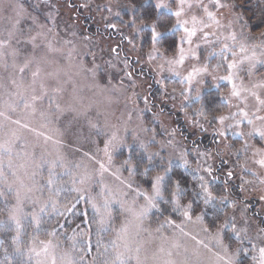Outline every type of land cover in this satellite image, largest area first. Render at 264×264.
Segmentation results:
<instances>
[{
	"label": "rangeland",
	"instance_id": "374dc122",
	"mask_svg": "<svg viewBox=\"0 0 264 264\" xmlns=\"http://www.w3.org/2000/svg\"><path fill=\"white\" fill-rule=\"evenodd\" d=\"M141 1L142 7L146 8L145 13L142 9L138 10L136 4L127 0H52L55 4L53 15L56 19L54 26L48 25L52 27L49 39L61 52L50 54L51 63L44 66L42 77L46 72L58 70V80L63 85V91L56 97L62 109L61 112L54 114L56 118L50 115L45 120L41 116V111L48 109L47 98L36 105V111L25 108L24 103L19 101L14 105V111L7 107L9 102L16 100L13 93L22 92L26 99H30L31 76L26 73L24 80L21 81L19 72L12 67L13 60L0 59V112L4 113L0 116V141L19 138L11 156L18 179L11 192L0 185V190L4 191V196L0 197V217L6 218V207L15 205L16 190L21 182L30 186L33 172L36 173L37 182L48 177L47 167H44L42 171L36 168L41 159L51 161L58 155L73 164L83 165L90 173L96 175L101 185L117 194L128 191L126 187L128 181L133 183V189L138 185L141 191L150 190L149 178L130 175L121 167L123 161L130 155L133 161L139 158L141 152L138 144L143 141L149 152L159 151L163 145L165 158L169 155H179L185 150L190 153L187 157L190 164L188 172L182 168L173 167L174 173L180 176L190 189L198 190L199 184L196 178L197 173L193 170L201 169L199 174H203L202 169L211 166L212 175L206 176V179L210 181V190L218 200L217 207L209 208L202 221L197 222L196 215H199L204 207L203 202L189 192L184 202L187 203L190 198L194 202L195 212L192 214L191 222L182 224V230L165 225L157 233L156 229L164 216L155 212L150 214L143 221L145 231H141L136 237V243L141 246V258L147 257L148 264H156L157 260L168 259L167 252L171 251L173 254L171 258L177 264H223L217 259V254L224 255V253L218 247L213 234L217 232L219 224L226 217L231 220L235 216L237 220L243 218L251 223L252 228L248 235L253 243L257 244V250L253 251L251 246L245 243L244 247L248 248V253L241 255L242 264H258L260 244L257 232L264 228V199L261 198L264 197V168L256 163L260 157L254 155V152L264 145L258 139H249L250 147L247 152L241 151L237 154L236 149H242L244 145L243 139L231 133L226 139L215 137L214 129L220 125L210 123L214 110L220 108L221 112L227 113L235 111L238 104V101L230 96L231 85L220 80V88L217 91L216 88H210L207 84L194 83L189 99L186 100L180 92L188 85L181 83V77L187 74L196 61L187 60L184 65H169L166 60L172 58V52L165 53V46H157L160 55L152 52L151 29L145 28L144 25L150 24L155 17L157 0ZM162 2L169 4L175 11V4L169 3V0H162ZM225 2L235 3L231 0H225ZM46 3L47 0H0V38L8 36L13 24L21 19L22 14L31 13L39 16L40 23H44V16L48 10L41 5ZM237 13L241 14L246 22V34L255 37L250 43L259 45L260 34H256L250 28L249 25L252 26V22H249L247 18L249 13L246 9L240 12L236 8L224 9L221 15L226 22L229 18L234 19ZM160 14L169 15L165 9H161ZM104 24L115 25V30L105 29V33L102 32ZM21 26L26 27V25ZM113 33L114 35H111ZM180 35L182 31H178L175 37L169 34L168 39L169 41L177 39ZM123 37L127 38L126 41ZM66 40L72 43L65 44ZM187 47L185 45V48ZM215 47L219 49L220 45L217 44ZM70 49L73 50L71 58L67 56ZM211 51L212 47L205 46L201 64L204 63V57H207ZM20 62L16 61L17 64ZM217 62V59H210L211 65ZM5 63L8 65L7 68L4 67ZM93 65H97L99 70L95 73L87 71ZM175 72H179L180 76L175 75ZM127 73H131V77L126 75ZM214 74L225 76L227 71L222 66L215 69ZM261 78H264V67L258 66V70L251 79L256 82ZM13 79L16 80V84L11 83ZM208 82L215 83L211 76L208 77ZM236 83H239V80ZM20 84L22 86L18 88L17 85ZM197 91L201 95L199 101L192 99ZM222 95L225 99H221ZM249 103L254 102L249 101ZM201 108H204L203 114L200 113ZM17 120L20 121L19 124L13 123ZM260 123L257 122L258 126ZM25 124L27 127H23ZM240 130L248 131V128L242 125ZM173 131L174 136H170ZM114 134L117 137L116 142L131 145V147L110 149L112 162L109 165L104 145ZM45 136L51 139L45 140ZM153 136L156 143H148ZM170 138L173 144L165 145L164 142ZM217 139L221 142L217 143ZM197 149L206 155L198 156ZM85 153L88 155L86 156ZM4 159L7 161L8 157ZM101 163L108 168L102 176L100 175ZM80 170L83 171V168ZM229 171L234 173L231 178L226 175ZM59 172L60 170L57 169V179H69L68 176L60 177ZM13 179L9 175V180ZM95 187L99 191L100 185ZM221 197H227L228 203L221 205L219 203ZM134 198L135 191L129 194L128 202L131 203ZM33 199L42 200L43 198L39 193H35ZM5 200L8 201L7 206ZM233 202H235L234 205ZM137 203L143 204L144 201L141 199ZM24 207L25 211L32 210L31 204H25ZM84 209L85 205L81 202L77 211L82 212ZM92 215L93 212L89 208L88 216ZM117 215L119 218L114 221V228H118L124 220L118 212ZM167 215L168 213L165 212V216ZM173 218L176 219V223H181V219ZM55 220L56 217H53L49 221V228ZM75 223L79 224L80 220L77 219ZM206 227L209 229L208 232L203 231ZM129 230L135 236L134 223L129 225ZM62 231L64 230L58 229V233ZM12 234L14 233H0L6 241V246H9L10 252ZM36 235L40 240L48 239L43 232ZM261 236H264V233H261ZM98 238L94 230L92 256L96 255L95 243ZM109 238H115L113 232L104 234L105 240ZM58 239L61 241V247L56 250L57 264H59V252L66 249L68 244L63 237ZM161 247L165 249L163 253L159 251ZM0 253L3 256L2 250ZM92 256L88 259L91 260ZM253 257L256 259L254 260ZM40 259L43 260L44 257L41 256ZM50 260L51 257H48L49 264ZM33 264H35V258Z\"/></svg>",
	"mask_w": 264,
	"mask_h": 264
},
{
	"label": "snow or ice",
	"instance_id": "6c2138e0",
	"mask_svg": "<svg viewBox=\"0 0 264 264\" xmlns=\"http://www.w3.org/2000/svg\"><path fill=\"white\" fill-rule=\"evenodd\" d=\"M169 3L175 4V11L169 4L157 0L155 4L157 13L151 23L145 24L144 27L151 29L152 52L161 54L157 48L158 45L165 46V53L172 52V58L166 60L169 65H184L187 60L196 61L187 74L181 77V83H186L188 87L183 88L180 94L186 100L189 99L194 83L207 84L210 88L214 87L219 91V81H226L231 85L230 96L235 98L238 104L235 111L224 113L220 111V108L214 110L210 123H219L220 125L214 129L215 137L226 139L231 133V135L243 139L244 145L242 149H236L237 154L241 151L247 152L250 147L249 139H258L264 145V78L256 82L251 79L258 70V66L264 67V31L260 32V44H251L250 41L255 37L246 34V22L242 19L241 14L237 13L234 19L229 18L225 22L221 15L222 11L224 9L234 10L237 7L235 3H227L225 0H169ZM41 6H45L48 10L44 16V23H40L39 16H34L31 13L22 14L21 19L13 24L8 36L0 38V59L7 61L8 58H11L13 60L12 67L19 72L21 81L24 80L26 73L31 76L30 99H26L22 92L13 93L16 100L9 102L7 107L14 111V105L19 101L24 103L25 108L36 111V105L47 98L48 109L41 111V116L47 120L50 115L56 118L54 114L62 111L56 97L62 93L63 85L58 80V70L46 72L42 77L44 66L51 63L50 54L61 52V50L55 48L49 39L52 27L48 25H55L56 17L53 15L55 4L52 0H47V3ZM161 9H165L169 15L160 14ZM21 25H26V27ZM237 25H239V30H237ZM108 27L115 28L116 26L108 25ZM178 31H182V35L169 41V34L175 37ZM213 37L215 39H212ZM64 43L71 44L72 42L66 40ZM217 44L220 45L219 49L215 47ZM185 45L188 47L185 48ZM205 46L212 47V51L208 53L207 57H204V63L201 64ZM6 49H11V51H6ZM72 54L73 50L70 49L67 56L71 58ZM210 59H217L218 62L211 65ZM16 61L21 62L17 64ZM222 66L225 67L227 75L216 76L214 70ZM4 67H8L7 63L4 64ZM98 70L97 65L87 69L93 73ZM126 75L131 77V73ZM175 75L180 76V73L175 72ZM209 76L215 83L208 82ZM237 80L239 83H236ZM11 83L16 84V80L13 79ZM21 86L22 84L17 85L18 88ZM173 91L175 92V89ZM192 99L199 101L201 99L200 92L197 91ZM221 99H225L223 95ZM249 101L254 103L250 104ZM200 113H204V108H201ZM3 115L4 113L0 112V116ZM257 122H261L259 126ZM13 123L19 124L20 121H13ZM242 125L246 126L248 131L240 130ZM23 127H27V125L25 124ZM170 136H174V131ZM18 139L16 137L0 141V185H3L9 192L13 190L18 179L11 159L13 147ZM48 139L51 137L45 136V140ZM116 141L117 137L114 134L104 145L109 165L112 162L110 149L131 147V145H124ZM56 142L59 143V141ZM216 142L220 143L221 141L217 139ZM148 143L155 144V136ZM164 144L171 146L173 141L170 138ZM138 148L141 152L139 158L133 161L130 155L123 161L121 167L127 170L130 175L149 178L151 188L147 191H141L138 185L133 189V183L128 181L126 184L128 191L117 194L101 185V182L96 179V175L90 173L79 163L73 164L59 155L51 161L41 159L36 168L42 171L44 167H47L48 177L37 182L35 180L36 173L33 172L31 185L20 183V187L16 190L15 205L6 207V218L0 217V233H14L10 236L11 252L9 246H6L3 235H0V250L3 251L4 256L3 260H0V264H33L34 258L35 264H49L48 257H51L50 264H57L56 250L61 247L58 237H63L68 242L67 248L59 252V264H148L147 257L141 258V246L136 243V237L141 231H145L143 221L150 214L155 212L164 216L163 221L156 229L159 233L165 225L182 230L184 222L192 221V214L195 212L194 202L190 198L187 203L184 202L189 192L203 202L204 207L200 214L196 215L197 222L202 221L209 208L217 207L218 198L210 190V181L206 179V176L212 175L211 166L203 168V174H199L201 169L193 170L197 173L196 178L199 184L198 190L190 189L183 179L173 171L174 166L182 168L185 172L190 170L187 159L190 153L187 150L179 155H169L165 158L163 145L159 151L149 152L145 143L141 141ZM85 155L88 154L85 153ZM197 155L205 156L206 153L197 149ZM254 155L260 157L256 163L264 168V146L256 149ZM4 157H8L7 161ZM81 168L83 171L80 170ZM57 169L60 170V177L68 176L69 179H57ZM107 171L108 168L101 163L100 175L102 176ZM251 174L255 175V173ZM9 175L14 179L10 181ZM226 175L231 178L234 173L229 171ZM95 185H100L99 191L96 190ZM133 191H135V198L129 203L128 197ZM35 193H39L43 199H33ZM3 196L4 191L0 190V197ZM261 198L264 199V197ZM141 199L144 203L138 204L137 201ZM81 202L85 205V209L78 212ZM219 203L227 204L228 198H219ZM25 204H31L32 210L25 211ZM234 204L235 202H233ZM5 205H8L7 200H5ZM89 208L93 212L91 217L88 216ZM117 212L124 217V220L118 228H114L113 223L119 218ZM165 212L168 213L167 216H165ZM53 217H56L55 223L49 228V221ZM173 217L181 219V223H176V219ZM77 219L80 220L79 224L75 223ZM133 223L136 228L135 236L129 230V225ZM251 228V223L243 218L237 220L233 216L229 220L226 217L219 224L217 232L213 234L218 247L224 253V255L217 254V259L223 264H242L241 255L248 253V248L244 247L245 243L249 244L253 251L257 250V244L253 243L248 235ZM58 229L64 231L58 233ZM226 229H230V231L226 232ZM94 230L99 238L95 243L96 255L92 256ZM203 231L208 232L209 229L206 227ZM41 232L48 239H38L36 234ZM108 232H113L115 238L105 240L104 234ZM261 233H264V228L257 232L260 244L258 264H264V236H261ZM159 251L163 253L165 249L161 247ZM172 255V252L168 251L169 258L162 261L157 260L156 264H177L171 258ZM41 256L44 257L43 260L40 259ZM89 256H92L91 260L88 259ZM9 257L17 259L12 260ZM253 259L256 258L253 257Z\"/></svg>",
	"mask_w": 264,
	"mask_h": 264
},
{
	"label": "trees",
	"instance_id": "16d2710c",
	"mask_svg": "<svg viewBox=\"0 0 264 264\" xmlns=\"http://www.w3.org/2000/svg\"><path fill=\"white\" fill-rule=\"evenodd\" d=\"M129 2H132L137 5L138 10L142 9L145 13V9L141 5V0H127ZM236 3V9L238 12L245 11V9L248 11V20L249 22H252V28L253 32L256 34H260L261 31H264V0H231ZM242 1V2H241ZM242 3V4H241ZM246 7V8H245ZM246 13V12H245ZM151 14V12L149 13ZM4 256L0 253V260H3ZM10 259V258H9Z\"/></svg>",
	"mask_w": 264,
	"mask_h": 264
},
{
	"label": "flooded vegetation",
	"instance_id": "af4514ba",
	"mask_svg": "<svg viewBox=\"0 0 264 264\" xmlns=\"http://www.w3.org/2000/svg\"><path fill=\"white\" fill-rule=\"evenodd\" d=\"M110 25H112V24H110ZM103 27H104V28H103V31H102V32H104L105 29L108 30V31L115 30V28L108 27L106 24H104ZM104 33H105V32H104ZM119 34H120V33H119ZM111 35H114V33L111 34ZM123 38H124V37H123ZM124 39H125V41H126L127 38H124Z\"/></svg>",
	"mask_w": 264,
	"mask_h": 264
}]
</instances>
